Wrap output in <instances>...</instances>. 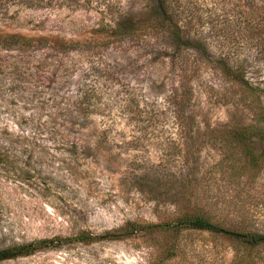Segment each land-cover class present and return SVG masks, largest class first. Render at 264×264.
<instances>
[{"label":"rangeland","instance_id":"rangeland-1","mask_svg":"<svg viewBox=\"0 0 264 264\" xmlns=\"http://www.w3.org/2000/svg\"><path fill=\"white\" fill-rule=\"evenodd\" d=\"M150 7L0 0L1 29L74 42L0 45V249L172 220L189 196L186 177L199 180L193 196L217 202L226 226L264 233V144L254 138L261 157L251 163L230 132L264 116V0H179L170 11L182 39L158 27L135 40L100 33ZM165 178L176 187L161 186ZM192 239L169 261L138 235L0 264H264V244L249 252L208 234Z\"/></svg>","mask_w":264,"mask_h":264},{"label":"trees","instance_id":"trees-1","mask_svg":"<svg viewBox=\"0 0 264 264\" xmlns=\"http://www.w3.org/2000/svg\"><path fill=\"white\" fill-rule=\"evenodd\" d=\"M179 0H150V10L141 19L119 20L111 28H102L101 34L107 36V41L112 42L124 38L135 40L142 36H148L158 27L164 31L167 37L182 39L185 35L184 30L179 23L171 16L173 6ZM184 33V34H183ZM187 37V36H186ZM189 38V36H188ZM73 41H68L58 36H40L28 35L21 32L7 31L0 28V45L3 47L19 46H39L40 44L49 45L52 48H60L64 46L70 47L74 45ZM74 47V46H72ZM227 61L223 60L226 65ZM229 73L233 72L232 68H228ZM235 78L239 83L247 84L238 75ZM193 117L187 116V125L193 127ZM241 131H230L231 135L238 144H242L248 148L251 163H258L261 155L254 152L252 143L257 137L264 144V116L260 114V118L256 117L253 121L243 125ZM199 180L197 178H185L182 181L183 187L188 193L186 204L176 216L169 221L161 222H140L128 221L120 229L106 232L105 234H96L89 230H82L72 236L56 235L53 237L40 238L37 240L20 243L0 249V262L9 259L29 256L46 248H58L73 242L90 243L99 240L124 239L131 236L149 237L154 241L164 261L173 260L182 253H186L189 245L195 242L192 236L195 234H208L212 237H219L230 240L237 245L242 246L247 251L252 252L255 246L264 244V233L253 232L246 228H238L240 226H226L231 220L228 216L218 212L212 208L217 204L216 201L208 198H199L193 196L192 188H196ZM169 189L176 187V180L165 178L161 182V186ZM227 205L225 210H229ZM239 250H237L238 253ZM236 253V254H237ZM251 254V253H249Z\"/></svg>","mask_w":264,"mask_h":264}]
</instances>
